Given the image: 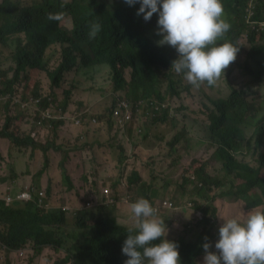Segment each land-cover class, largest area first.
<instances>
[{
  "label": "rangeland",
  "instance_id": "1",
  "mask_svg": "<svg viewBox=\"0 0 264 264\" xmlns=\"http://www.w3.org/2000/svg\"><path fill=\"white\" fill-rule=\"evenodd\" d=\"M2 1L0 0V3ZM13 1L19 2L23 7L40 6L53 3L54 0ZM72 1L63 0V3ZM99 2L112 11L118 0H99ZM254 5L255 0L248 1L247 29L238 41L242 45V51L225 70L224 77L221 76L215 85L210 86L205 82L199 88H194L172 68L165 70V73L174 81L175 93L178 92V94L173 95L172 92H168L166 83L160 87L161 93L166 95L163 103L168 108L169 116L164 123L157 125L152 121L154 114L147 115L150 110L148 100L138 107V103L126 96L128 92L134 98L129 85L120 92L113 90L110 70L107 66L99 69L98 67L84 68L79 65L63 75L58 88H52L48 72H53L61 61L60 45L47 49L42 70L28 68L25 77L9 88L7 80L12 78L15 68L13 62L15 44H0V129L8 125L10 132L18 136L32 137L38 146L51 147L45 154L39 149L17 148L10 143L13 146L11 150H19L21 153L24 149L26 150L25 159L19 161V166L23 172L27 171V175H33L36 185L33 186L34 194L30 193L32 186L24 187L25 190L18 192L29 194L28 200L24 199V203H36L44 212L49 211L45 192L37 190L40 184L38 180L41 177L39 172L45 168L47 160L49 164H55L54 172L60 166L64 175L70 179V181H62L57 174H50V177L58 182L50 181L55 185L59 184L63 194L69 193L66 188L72 183L71 189L74 193L96 199V201L95 199L88 201L86 205L77 201L74 208L77 209L75 214L83 209H96L116 204L118 218L130 219L128 201L142 196H140V190L129 187L127 182L132 177L140 179L137 173L139 172L142 177L145 176V181L138 180L143 191L151 187L158 192L156 196H153L154 203L163 202L165 205V208H161L157 213L164 219L167 228L165 239L176 242L178 245L187 244L202 248L204 244L196 237L193 225L188 224L192 221V211L187 209L195 210L199 206L193 201L195 198L189 196L175 201L176 192L192 189L191 184L197 182L194 180L195 172L201 167L206 169L202 184L211 186L209 199L206 202L217 209V220L218 217H240L251 211L243 206L244 202L229 199V196L237 191L240 181L234 180L233 177L225 178L224 172L220 170L221 165L212 158L215 147L210 141L207 143L200 141L204 139V136H212L209 122L210 114L215 112L212 101L226 98L233 91H241L247 102L256 107H264V14L261 23L251 22ZM61 25L71 29V18L62 15ZM1 26L2 22H0ZM251 32L256 34L254 42H249L247 38ZM83 50L89 53L88 48L84 47ZM36 99H39V103L33 102ZM120 99H126L129 102L133 113L132 122L125 129L116 126L110 117ZM20 102L28 106L23 109ZM49 106L52 110V118L41 120V112ZM85 111L88 112V116L83 119L81 126H76L72 121L60 119L66 113L75 117ZM161 116L162 113L159 117ZM233 116L234 112H230L228 115L230 121ZM93 118L96 120L95 123L91 121ZM252 123L250 121L249 125L242 126L247 139H250V136H256L253 134ZM175 137L179 141L173 143ZM25 138L27 137L23 139ZM0 148L3 147L0 146ZM133 150L135 153L126 163L127 155ZM262 152L264 147L257 149L252 139L251 150L243 148L238 152L237 158L255 165ZM1 160L4 161L0 156ZM6 163L7 176L11 172L15 174L13 160L10 158ZM1 167L4 166L0 163ZM134 173L137 175H133ZM0 178L3 177L0 175ZM185 178L188 181L183 187ZM218 180L222 181L219 185L214 183ZM51 192L54 194L55 190L51 189ZM23 205L16 203L12 208ZM180 207L187 210V213H182L178 209ZM258 208L264 210V206ZM103 210L105 209L100 208L97 212ZM208 213L211 214L212 209ZM66 214L68 218L72 217L68 212ZM177 217L185 219L186 225L181 230ZM121 225L129 229L132 227V222L131 220L126 223L121 222ZM217 228L213 232L218 236ZM86 229L88 228L78 232L72 227H60L57 230V237L62 242L61 246L45 248L40 255H35L36 250L31 244L17 253L0 247V264H62L67 256L75 254L76 246H81L87 238L96 235L95 228L92 227L90 231ZM202 256L201 251L199 257ZM126 259L124 255L121 264ZM75 260L74 257L69 264H75Z\"/></svg>",
  "mask_w": 264,
  "mask_h": 264
},
{
  "label": "trees",
  "instance_id": "2",
  "mask_svg": "<svg viewBox=\"0 0 264 264\" xmlns=\"http://www.w3.org/2000/svg\"><path fill=\"white\" fill-rule=\"evenodd\" d=\"M248 1L221 0L225 20L229 23L230 29L218 43L227 42L238 47L237 55L242 51V45L238 41L247 29ZM138 8L139 4L128 6L124 0H118L112 11L100 4L99 0H73L71 3L54 0L53 3L40 6L23 7L17 1L3 0L0 3V22H2L0 44H15L13 54L15 68L12 78L7 80L9 88L25 77L28 68L42 70L47 49L54 45H60L61 61L53 72H48L52 88H58L63 75L79 65L84 68L98 67L99 69L102 66H107L110 70L113 90L120 92L126 85H129L135 99L128 92L126 96L136 103L143 102L144 104L148 100L150 110L152 109L151 113L154 114L153 124L164 123L169 114L168 108L163 103L166 95L161 93L160 87L166 83L168 92H172L173 95L178 94V92L175 93L174 81L165 73V70L171 69V62L177 58V53L168 45H158L157 42L161 37L156 34L157 14H153L152 18L146 22L142 15H136ZM49 13L68 16L72 20V28L68 29L62 26L61 19L59 21L49 20L47 18ZM263 14L264 0H255L251 22L261 23ZM93 23H99L101 27L97 36L89 39L88 33L90 25ZM255 35V32L247 35L248 41L254 42ZM84 47L88 48L89 53L84 52ZM122 100L129 105L126 99L118 100L110 117L116 126L125 129L132 121L122 125L114 116V111ZM33 102L39 103V99L33 100ZM212 103L215 106V112L209 116L212 136H209L208 140L215 147L212 158L221 165L220 170L224 172L225 178L233 177L234 180L240 181L237 191L230 195L229 199L244 202L246 206L242 205L248 210H260L258 207L264 206V152L260 154L259 161L256 160L255 165L239 160L235 153L243 148L248 151L252 148V138L247 139L242 130V126L249 125L250 121L253 122V134L256 135L254 142L256 148L264 147V107H256L247 102L241 91H233L228 97L212 101ZM20 105L23 109L28 106L22 102ZM129 108L132 112L130 105ZM45 111L52 113L50 106L42 112ZM230 112H234L231 121L228 117ZM160 113H162L161 117H159ZM87 116V111L75 117L66 113L60 119L72 121L74 124L75 120H79L80 124L75 125L81 126L83 119ZM91 121L96 122L95 118ZM110 126H112L111 123ZM9 129L8 125L0 129V138L10 140L14 147H32L45 154L51 149L49 146H38L32 137L18 136V134L10 132ZM24 137L27 138L23 139ZM178 141L179 139L175 137L173 143ZM134 153L133 150L127 155L126 163ZM54 166L55 164H49V161L46 160L45 168L39 172L41 177L43 174L48 176L49 170ZM63 170L65 171L64 168ZM137 173L140 179L138 177H136L137 179L130 178L127 182L128 186L140 190V196L149 200L155 209L161 210L163 202L154 203L153 198L158 192L151 187L146 188L144 192L138 180L145 181V176L142 177L139 172ZM137 173L133 175L136 176ZM205 174L206 169L201 167L195 172L194 180L197 182L191 184L192 189L176 192L175 195V201L190 196L195 198L194 202L198 203L199 206L195 208L197 211L191 208L187 209L191 210L194 216V219L188 224L193 225L197 232L196 237L203 243L218 239L213 231L219 227L217 209L206 202L209 199L211 186L202 184ZM64 176L68 178V176ZM186 181H188L187 178L184 179L183 187H185ZM221 182L218 180L214 183L219 185ZM89 200L92 201V199ZM89 200L82 199L81 203L86 205ZM135 200L128 201V204ZM102 203L104 204V202ZM115 205L83 209L78 213L84 214L77 213L74 219L68 223L78 232L93 227L96 230V235L87 238L81 246H76L75 254L67 256L62 264H69L74 257L76 258L75 264L122 263L121 247L129 233L115 227L114 223L118 218V208ZM100 208L105 210L97 212ZM210 209H212L211 214L208 213ZM57 213H62V211L59 210ZM62 222L61 218L48 215L38 208L36 203H25L21 207L6 208L0 200V247H4L9 252H16L31 244L36 250L35 255H40L45 248L61 246L62 242L57 237V230ZM181 223L184 227L185 219ZM158 242L159 240L154 241V243ZM202 250V248L193 245H178L180 264H200L197 260Z\"/></svg>",
  "mask_w": 264,
  "mask_h": 264
},
{
  "label": "clouds",
  "instance_id": "3",
  "mask_svg": "<svg viewBox=\"0 0 264 264\" xmlns=\"http://www.w3.org/2000/svg\"><path fill=\"white\" fill-rule=\"evenodd\" d=\"M124 3L128 6L139 4L136 15H142L146 22L157 14L156 34L161 37L157 43L175 49L177 58L171 62V68L192 87L199 88L205 82L215 85L235 61L238 47L227 42L218 43L230 29L223 19L221 0H124ZM47 18L59 21L62 14L49 13ZM100 27L99 23L90 25L89 39L97 36ZM33 191L30 193L34 194ZM18 194L1 198L4 207L25 204L18 200L7 205L5 198H15ZM128 208L130 219L117 218L114 223L120 231L129 233L121 247L123 256L127 257L123 264H180L177 243L165 239L167 228L164 219L157 215L160 210L143 197L129 203ZM220 218L222 223L214 243L215 251L209 250L213 247L211 242L202 245L203 264H264V210ZM130 220L132 227L123 228L121 222ZM157 240L159 242L154 243Z\"/></svg>",
  "mask_w": 264,
  "mask_h": 264
},
{
  "label": "crops",
  "instance_id": "4",
  "mask_svg": "<svg viewBox=\"0 0 264 264\" xmlns=\"http://www.w3.org/2000/svg\"><path fill=\"white\" fill-rule=\"evenodd\" d=\"M33 136H35V134H33ZM250 138L253 139V143H254L256 136H250ZM208 140H209V136H204V139L201 140L200 142L207 143ZM0 146L3 147V148H0V154L4 160V161L2 160L0 161L1 166H4L0 168V175L3 177V178H0V199L5 197L8 194L16 195L20 190H25L26 188L24 187H27V186H32V189H33V186H36L33 181V175H27L26 174L27 171L23 172L22 168L19 166V161L21 159H25L26 155L24 153L26 150L24 149L22 153L19 150H11V147L13 146L10 144V142L7 139H3V138H0ZM236 154H238V152H236L235 155ZM10 158L13 160V168H15V174H12L11 172L10 175L7 176L6 170H7L8 165L6 161H8V159ZM51 173L57 174L58 177L60 176L62 178V181H65V180L68 181V178L63 175V171L61 170L60 166L55 172L53 171V167H51V169L49 170L48 176H45L43 174L42 177H40V180H38V183L40 184L37 186L38 187L37 190L40 189L46 194V203L49 208V211L47 212V214L55 215L62 219L63 222L59 225V228L60 227L62 228L64 226L71 227L70 225H68V223H70L74 219V217L77 215L74 213L75 212L74 208H76V202L82 201V199L89 200V199H95V198H91L89 196L77 195L76 193H74V190L71 189L72 188L71 185H73L72 183L71 185H69L70 187L66 188V190L69 193L63 194L60 189L59 184L55 185L54 183L50 181V180H55L54 178L50 177ZM51 189L55 190L54 194H52ZM178 209L181 210L182 213H187V210H184L182 208H178ZM59 210H61L62 213H57V211ZM66 212H68L69 215L72 217L68 218ZM191 217L193 220L194 216L192 215ZM176 220L180 224L179 229L180 230L183 229V226L181 223L183 218L177 217ZM221 223H222V220L221 218H219L218 226H220ZM86 230L90 231L92 229L91 227H88V229ZM195 234H197V232H195ZM74 239H77V238L74 237ZM216 240L217 239L210 241L213 245V247L209 249L210 251H215L214 243ZM202 255L204 256V250H202ZM203 256L199 257L197 260V262H199L200 264H203Z\"/></svg>",
  "mask_w": 264,
  "mask_h": 264
},
{
  "label": "built area",
  "instance_id": "5",
  "mask_svg": "<svg viewBox=\"0 0 264 264\" xmlns=\"http://www.w3.org/2000/svg\"><path fill=\"white\" fill-rule=\"evenodd\" d=\"M142 105H143V102H139L137 106L139 107ZM157 110L159 111L160 108L158 107ZM151 111L152 109L149 112H147V115H151L152 114ZM114 116L118 119L119 123L122 125L129 123L130 121H132V118H133L129 105L124 100L118 103L114 111ZM51 118H52V113L50 111H45L41 113V120L51 119ZM39 124H41V122H39ZM75 124L79 125L80 121L75 120ZM28 198H29L28 193H20L15 198L9 196V197H6L5 200H6L7 205H9V204H13L15 201H18V200H22V201H24V199L28 200Z\"/></svg>",
  "mask_w": 264,
  "mask_h": 264
}]
</instances>
